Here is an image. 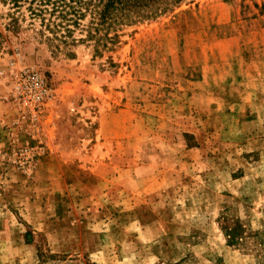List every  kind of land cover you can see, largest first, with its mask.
<instances>
[{"label": "rangeland", "instance_id": "rangeland-1", "mask_svg": "<svg viewBox=\"0 0 264 264\" xmlns=\"http://www.w3.org/2000/svg\"><path fill=\"white\" fill-rule=\"evenodd\" d=\"M147 6L95 53L0 1V264H264V0Z\"/></svg>", "mask_w": 264, "mask_h": 264}, {"label": "trees", "instance_id": "trees-1", "mask_svg": "<svg viewBox=\"0 0 264 264\" xmlns=\"http://www.w3.org/2000/svg\"><path fill=\"white\" fill-rule=\"evenodd\" d=\"M0 1L13 10L9 14L12 19L7 24L8 27H18L20 16H26L29 20L27 26L37 25L39 33H51L61 42H67L75 30L79 29L85 33V38L79 40L94 41L95 53H101L117 41L118 27L124 22L133 23L151 16V8L147 6L151 0H97V4L88 0ZM87 12L92 15L93 22L90 26L81 24Z\"/></svg>", "mask_w": 264, "mask_h": 264}, {"label": "built area", "instance_id": "built-area-1", "mask_svg": "<svg viewBox=\"0 0 264 264\" xmlns=\"http://www.w3.org/2000/svg\"><path fill=\"white\" fill-rule=\"evenodd\" d=\"M13 97L23 116L38 119L52 97V89L46 78L34 69L22 70L15 82Z\"/></svg>", "mask_w": 264, "mask_h": 264}, {"label": "crops", "instance_id": "crops-1", "mask_svg": "<svg viewBox=\"0 0 264 264\" xmlns=\"http://www.w3.org/2000/svg\"><path fill=\"white\" fill-rule=\"evenodd\" d=\"M9 113V116L11 117L13 114H14V112H13V110H12V108L9 106V108H8V112H7V114ZM0 118L1 119H3L2 118V112H0ZM8 116V115H7ZM83 159L86 161V160H91V157H90V155L88 154V155H83ZM101 163V162H100Z\"/></svg>", "mask_w": 264, "mask_h": 264}]
</instances>
